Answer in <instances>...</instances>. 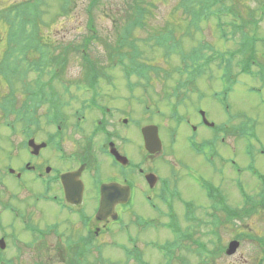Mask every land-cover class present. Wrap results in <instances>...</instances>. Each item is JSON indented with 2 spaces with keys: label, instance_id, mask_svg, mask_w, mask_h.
Masks as SVG:
<instances>
[{
  "label": "rangeland",
  "instance_id": "1",
  "mask_svg": "<svg viewBox=\"0 0 264 264\" xmlns=\"http://www.w3.org/2000/svg\"><path fill=\"white\" fill-rule=\"evenodd\" d=\"M26 1L28 0H0V11L7 9L10 5H18L19 3ZM124 1L125 0L100 1V7L98 10L100 16H97L98 20H96L97 27H99L98 33L100 31V38L96 40L92 36L93 39H90L88 50L92 51V54L89 57L90 60L93 61V65L90 67L83 65L79 53L74 52L75 46L84 43V40L86 39L85 37L89 36V31L86 29L88 18L84 13V7L88 0H75V8L68 16L60 17L56 23L54 22L52 26L42 32V41L44 44L47 43L45 49L50 47L48 58H51L52 63L56 62L54 56L57 52L60 50L70 51L69 61L66 60L67 64L65 63L64 66H57L59 74L62 77L60 79L65 84H70L72 89L76 88L78 85H84L85 88L95 90L97 88L98 91L101 90L100 98L95 97L94 93L91 91L90 94L87 95L88 99H91L95 103L100 100L101 104L103 99L107 100L106 97H114V99L109 101L108 104L115 107H121L124 109L123 111L126 112L120 117V120L128 117L127 113H130L129 108L133 105V121H137V126L134 130L132 131L130 128L125 129L126 127H120L117 125L119 127L118 134L122 138L120 140L122 146L124 144V138L133 134L137 146L142 147L140 126L145 125L146 123L160 125L161 138L165 145L164 151L166 154L163 152V155L165 156L162 159L164 160L156 159L150 165L153 166L162 177H170L172 174L170 173V169H172V167L173 170H175V168L177 169V175H185L182 176V181L178 182V187H180L182 192L179 191V194L187 201L196 204L194 211L196 212L197 217L203 221L201 224L202 226L199 228L196 225L199 222L198 220H185L183 218V212H181L182 209L180 210V208H184L181 199L179 197L173 198L172 203L174 201L173 208L175 210V216L178 224L181 226L182 232L183 230L188 232L194 231V233H190V237L182 242L183 247L186 248L190 243L188 240L191 241L192 245L189 246V253L183 249V251H177L178 255L181 254L186 256L189 262L195 264L200 257L198 258L196 255L199 256V254L194 251L198 250V246L193 242L194 240H198V245L204 244L208 250H216L223 246L228 247L230 243L235 242V236H237V233H245L246 235L258 233V235L263 236L264 216H261L262 214L254 215L251 216L252 219L251 217H248V214L245 215L243 213L245 212L244 202L241 197L242 191H246L248 195L257 198L264 190V180L254 174L255 172H258L264 176L263 42H257L255 50L253 51L257 57H260L261 61L259 66L253 67V76H240L236 85L230 82L227 83L224 80L226 72L219 70L216 57L220 52L228 53L237 50L239 47V34L234 37V40L229 39V41H225L221 38L218 25L216 24V18H213L214 16L211 18H203L206 17V15H200L199 18H192L189 20L192 16L190 14L185 15L183 8L179 7L180 0H148L156 4V9L154 10L155 18L149 19L148 29L146 30L137 28L136 31L133 30V26H130V30L133 32L135 39L140 40V42L143 41V45L137 44L139 48H144V45L147 46L144 56L147 58L150 57L151 60L155 61L152 65L155 67L163 65L166 69L161 68L159 71H152L150 73L149 83L146 86L149 88V92H145V90L139 86L140 88H137L133 94L135 99L130 101L129 92L132 90L131 87H137L135 80L133 83L132 81L130 82V79L126 82V78L119 65L112 70H107L106 65L109 64L107 66L111 67L116 61L106 63L107 55L105 54L106 46L109 47V45H112L117 41L115 37H120V32L122 33V28L125 23L127 21H133L134 17L128 19L117 18V14L119 13L115 14V12L122 7ZM235 2L236 0H227L223 4L218 3L212 7V11L221 12L230 9ZM245 3L249 10L240 8L244 15L243 18H245V23L238 21L236 18H231V15H224L225 18H227L226 20L238 25L244 23L242 26L248 25V29L246 30L248 31V34L251 36L256 35L259 39H264V16L262 15L261 17V15H258L261 12L262 4L259 0H248ZM59 5L60 3L52 4V15L58 13ZM250 11L255 12L256 15L254 19H256L257 22L254 23H257V25L249 23L251 21L249 18H253L248 15ZM124 12H127V10ZM209 13L210 11L207 10V13L205 14ZM229 22H227L229 25L228 30L230 32L233 30L234 32L235 27L230 25ZM254 26H256V31H254ZM170 31H173L174 33V35L170 36V39H175L180 45L177 48L179 51L178 53L180 54L175 53L172 57H166L167 54L165 49L161 48L162 50L160 51L155 48V40L150 42L149 38H155L163 34L168 36L171 34ZM5 32V27L3 30H0V62L2 61L1 58L3 52L8 48L6 42H2L3 38L1 39ZM202 46L203 48L201 49L200 47ZM82 48H79V50L82 51ZM196 52H198V54ZM238 56H243V54L241 55L240 53H237L236 61ZM166 58L169 59V63L166 62ZM200 58H206L209 62L202 68L203 73L201 74V77L197 74L196 77L190 79L191 81L188 83L189 94L185 97V100H187L185 103L186 108H182L181 106V112L184 116L189 114V120L194 124L192 126H196L195 124L200 122V115L197 112V109H203L206 112L207 119L216 125V128L213 127L212 129L205 127L199 128L196 138L200 143L206 140L214 142L215 136H213V134L219 129H225V126H227L226 132L221 134V136H224L220 138V141L222 142L213 146L214 148L212 149L203 147L201 148V152L207 158H210L212 151H215L218 155L223 157L224 160H233L236 164L230 162L223 163L217 157H212L210 159L211 163H208L201 155H196L192 148L191 140H189L190 135H193L194 132L190 127L184 125L185 123L181 128L179 127L175 142L174 144H171L172 133L170 132V129H175L176 126L173 122L168 120L167 116H170V113L172 112L173 102L167 97L164 98L163 92H173L178 85H176L178 79H185L189 74V77L196 75L195 68L200 65V63L197 64V61H200ZM164 60L167 63V66L165 65ZM196 64L197 67H195ZM234 64L237 63L234 62ZM179 66H181L182 74H185L182 77L177 70ZM191 66L192 68L194 67L193 73L189 72ZM208 66L211 68L206 70ZM23 70H25V66ZM233 70V75L237 77L239 73L238 66L236 65ZM108 75L112 76V80H114V83L116 84L114 87L109 86L110 83L106 79ZM31 77L33 78L34 76L31 75ZM211 77H214V79L211 80ZM103 79L106 80L101 81ZM138 81L140 80L137 79V82ZM41 83L47 87L50 86L52 90V82H50V80L42 78ZM0 89L2 94L7 92L4 83L0 82ZM56 89L61 94L57 95L52 91V94H48V99L60 97L63 100H68L69 95L65 93V88L61 85H56ZM22 90L23 88L20 87L18 89V91H20L19 94L17 92L19 102L18 108H21V112L40 114V117H42L41 119L44 122L47 120V118H43L44 115L49 117L50 115L57 113L48 109L45 110L43 107L40 109V112L23 110L25 94ZM103 90L105 91V94H103ZM74 94L80 96L83 92L81 93L77 91ZM181 97H183V95H181ZM82 99L81 103H76L71 108H64V112H59L66 117L65 121L68 123L63 130L62 135L65 137V140L69 145L86 138L90 129L93 127L95 119L98 118L96 112L88 111L85 113V116H87L85 124L86 132L84 131L81 134L76 131L73 127L75 122L74 117L76 118L74 110L75 107H77V111L82 108V102L86 99V96H83ZM10 102L12 105H15L14 98H11ZM95 105L96 104L91 103V106L94 107ZM147 105L151 107L149 112H147ZM65 106H67V104H65L64 107ZM125 108L127 109L125 110ZM1 112L0 207H3L6 203H11L15 208L19 209V212H16L15 214L9 213L8 210L5 211L0 208V239L4 238L6 242V249L0 250V253H4L2 256L4 259L9 260L10 264H73L74 261L71 253H75L76 248L67 247L66 241L71 237L76 240L80 235H85L87 229H80L79 224L73 222L70 218L71 222L63 221L65 218H68L66 214H63L65 211L61 207L54 205L48 199L44 198L45 194L42 192L43 188L40 186V183H36L34 175L29 174L23 179V181H19L17 178L6 173V166L10 163L13 166L12 168H20L15 163L14 159L21 154L26 156V153L21 148L23 137L19 134L21 132L19 120L14 118L15 115L9 118L10 123H15L16 126H19V129L17 130L19 133L12 134L6 128V120L4 121V115ZM83 120L84 116L82 121ZM51 128L52 127L48 128L47 126L44 127L45 130L53 131ZM240 128L242 131H249L246 140L240 136ZM250 134H252V136ZM101 143L102 142H100V144ZM83 145L85 149H88V145L85 142H83ZM125 148L126 147H123V150ZM127 152L133 157V152L130 147H127ZM141 154L142 153L138 148L135 151L137 161L140 160ZM11 155L12 157L10 158ZM165 160L171 164H168ZM105 163L108 165L106 160ZM199 179L211 181L215 187L217 186L219 191L224 193V203L228 206L229 210H232V212L235 210L237 211L235 216L230 219L229 222L234 224L232 230L231 224L225 221L222 213H220L222 219L218 227H214L210 224L214 219L211 215V209L209 208L211 203L210 200L206 198ZM1 180H3V185L1 184ZM5 188L16 194L17 197L12 198L11 193H7ZM182 188L184 189V192ZM260 196L262 197V194ZM37 197L39 199H37ZM40 198L43 199L40 200ZM167 199L170 200L171 196ZM260 199L261 198H259V201H261ZM254 201L256 202V200ZM259 201L258 203H260ZM153 203H161L162 205L160 200L154 201ZM216 203H219L218 197L216 198ZM87 206L89 207L90 212L94 208V205L89 202L87 203ZM135 207L136 210L142 214L141 217L144 219L150 217L153 219L159 216L154 214L152 202L142 198L140 195L136 198ZM24 213L31 220L25 219L27 221L26 225L34 227L36 224L38 227L40 226L47 230V225L50 226L51 224L56 223L54 234L51 232L47 233L45 230L41 229L42 235L47 234L40 237L39 233L34 235L27 231V229L25 230L26 225L24 226L23 222L18 218V215L20 216V214ZM239 215L243 217V219L237 218ZM156 221V225L154 224V226L155 228H158L163 225L161 221H167V218L164 217V219H160L158 217ZM123 222L125 224L128 222L127 214L123 216ZM109 225L107 229L102 227L100 234L98 233L99 235L96 238V242L100 244V253L104 257V260L100 262L97 254L95 252L92 253L95 249L91 248L88 253L89 262L86 264H126L128 260L127 258L131 255L132 258L130 259L129 264H146V262L149 264H168L169 255L164 254L163 256L160 252H157L158 249L154 247L152 248L147 243H164L167 240L176 242L174 241V239L177 238L175 232L172 233L171 230H165L164 228H153L147 231L144 229L140 230L135 225L133 226L130 221L127 225V228L130 227L128 230H121L120 226L122 223L120 222H114ZM194 228H196V230ZM235 228L238 231H236ZM58 233L63 235L62 238L60 236L56 238ZM134 235H138L139 237L137 245L140 250L143 251L140 254L143 261L137 258L136 252L134 253L135 255L133 254V241L130 239H136ZM29 241L33 242V245H31L30 248L27 246V242ZM239 241V248H237L236 253L230 257L226 256L225 253L218 255L216 253L217 251H215V255L211 258L214 260V264H253L256 256L260 255L259 250H257L255 244L248 241V239H240ZM166 253H168V251ZM13 259L15 262L11 263ZM0 264L7 263H4V260H2L0 261ZM174 264H178V261Z\"/></svg>",
  "mask_w": 264,
  "mask_h": 264
},
{
  "label": "trees",
  "instance_id": "2",
  "mask_svg": "<svg viewBox=\"0 0 264 264\" xmlns=\"http://www.w3.org/2000/svg\"><path fill=\"white\" fill-rule=\"evenodd\" d=\"M100 1L101 0H93L92 3H89V6L86 9V13L88 16L87 30L89 31V36L85 37L86 39L84 40V43L77 45L74 48V52L79 53L83 65L85 66L93 65V61H91L89 57L92 54V51L88 50L90 39H93L92 36L96 40L100 38V31L98 33L99 27H97L96 23V20H98L97 16H100V12L98 13ZM226 1L227 0H180L179 7L183 8L185 15L190 14L192 16L191 18H189V20L194 18V16L196 15H206V17L203 18H211L214 16L213 18H216V24L218 25L219 32L222 38H227V36L230 34L236 37L237 34H239V47L237 48V50H235L234 52L230 51L228 53L220 52L216 57V60L218 61L217 66L221 70L225 71V75H227L229 79H233L234 83L239 75L243 73H250L251 71L253 72V66L258 65L260 57H257L253 51L255 50L256 43L259 41L264 42V39H259L254 34V36H251L250 34H248V31H246L248 29V25L242 26L245 23V18H243L244 15L241 12L240 8L249 10L247 4L245 3L248 0H236L232 8L226 9L221 12L212 11L213 6L218 3L223 4ZM259 1L262 4V7L261 12L258 15H261L262 17V15L264 16V0ZM53 3H60L58 13L54 15H52ZM74 8L75 0H29L23 3H19L18 5L9 6L7 9L0 11V30H3L4 27L6 28L7 33L4 41L8 46V48H6V50L4 51L3 57L1 59L2 61L0 62V82L4 83L7 88V92L3 94L0 89V112L2 111L1 113H3L4 119L7 120L9 118L8 113L10 112L21 111V108H18L19 102L17 97V92L19 94L20 91H18V89L20 87L23 88L22 91H24L25 94V99L23 101V110L39 111L43 107V109L45 110L48 109L50 111L59 113L64 110L65 104H69V100H63L60 97L48 99V94H52V91L57 95L61 94L56 89V85H61L63 88H65L66 94L70 93V84L67 85L60 79L62 77L60 76L59 71L57 69V66H64L66 60L69 61L70 51L60 50L54 56L56 62L52 63L51 58H48V54L50 53V47L48 49H45V47H47L45 46L47 43L44 44V42L42 41L43 38L41 34L42 32L46 31L50 26H52L54 22L56 23L60 17L68 16ZM155 9L156 4L148 0H125L122 7L119 8L115 12V14L119 13L117 14V18L128 19L134 17L133 21H127L122 28V33L120 32L121 38L115 37L117 41L112 45H109V47L106 46L105 48V54L107 55L106 63L116 61L114 65L121 66L126 64V69L123 68L125 72V77L128 79H130L131 77L135 79L136 77L140 80L138 82H142V84H144L145 82V84L142 85L144 88H146L149 83L150 73L152 71H159L161 68L159 70L158 68H155V66L152 65L155 61L151 60L150 57L147 58L144 56L146 51L145 49H147V46L144 45V48H139L137 44L143 45V41L140 42V40L135 39L133 32L130 30V26H133V30H136L137 28H141L142 30L148 29V22L150 21L149 19L155 18ZM126 10L127 12H124ZM207 10L210 11L209 14H205L207 13ZM224 15H231V18H236L238 21L244 23L242 25H238L234 22H229L226 20L227 18H225ZM248 15L253 17L249 18L251 20L249 23L257 25V23H254L257 22V20L254 19L256 15L255 12L250 11ZM199 16L195 18H199ZM227 22H229L230 25L235 27L234 32L232 30V32L229 33V25L227 24ZM255 27L256 26H254V31ZM170 33L171 34L168 36L163 34L155 38L150 37L149 39L150 42L156 40L157 44H159L162 49H165L166 54L169 57H172L175 53L178 54L179 51L177 48L180 45L175 39H170V36L174 35L173 31H170ZM79 48H82V51H80ZM161 48L160 50H162ZM200 48L202 49L203 46ZM196 53L198 54V52ZM237 53H240L241 55L243 54V56H238L236 61ZM208 62L209 61H207L206 58H200V61H197V64L200 63V65L197 67L196 64L195 66L197 67L195 68L196 75H192L191 77H189V74L187 78H194L197 76V74L198 76H201V74L203 73L202 68ZM234 62H236L237 64H234ZM236 65L239 68V73L237 77L233 75V69ZM24 66L25 70H23ZM193 68L191 66L190 73L194 72ZM31 75L34 77L32 78ZM42 78L50 80V82H52V90L50 86L47 87L41 83ZM186 84L187 83L182 82L179 83L177 85V88L173 90L172 93L167 95L177 96L184 94V86ZM11 98H14L15 105L11 104ZM57 113L54 115H50L49 117L57 116ZM16 120H19V117H17ZM6 124L7 123H5V125ZM13 124L15 125V123ZM254 174L258 175L262 178V180H264L263 175L259 174L258 172H255ZM261 194L262 197L260 196ZM261 194L257 198L252 197L250 195L246 196L247 203L245 206V212L243 213L245 215L248 214V217L259 214H262L261 216H264V190L261 192ZM210 197L212 200H214V202H216L217 197L219 199V203L216 207L213 208L214 212L212 213V217L215 220L213 226L218 227L220 225L222 219L220 213H222V215L224 216L225 221L229 223L230 219L235 216L237 211L235 210L234 212H232V210H229L228 206L224 203V195H220L219 193H217V191H210ZM259 198H261V201H259ZM254 200H256V202ZM258 201L260 203H258ZM194 208L196 207L193 204L187 205L188 212L186 214V217L188 220H199V218H197L196 212L194 211ZM237 218L243 219V217H241L240 215ZM174 220L176 219L171 218L170 224L168 225L172 228L174 232H180V227L177 223H175ZM202 223L203 222L200 220L199 224L196 225L200 228L202 226ZM229 224H231L232 230L234 224ZM235 230L238 231L236 228ZM190 233L192 234L194 233V231ZM191 234H184L182 237L180 236L181 242L177 240L176 242L170 243L168 253H166V255H169L168 264H174L176 261H178V264H192L188 261L186 256L181 254L178 255L177 252H180L181 250L183 251L184 249L187 253H189V246L192 245L191 241L188 240V242L190 243L188 244V247L186 246V248L183 247L182 242L185 241L186 238L190 237ZM243 235L244 233H237V236H235V238L237 240L248 239V241L254 243L256 249L259 250L260 255L256 256L255 260L253 261V264H264V235L260 236L258 235V233L248 235L245 234L244 236ZM197 241L198 240L193 241L198 246V250L194 251H196L199 256L196 254L194 255L200 258L195 264H214L215 262L211 258L215 255V251H217L216 253L220 255L222 253H225L227 249V247L223 246L216 250H208L204 244L198 245ZM163 247L166 249L167 244ZM130 258V256L129 258H127L128 260L126 264H129ZM138 259L143 261L140 257ZM102 261L103 260H101L100 262ZM84 262L88 263L89 261ZM73 264L85 263L74 262ZM146 264L149 263L146 262Z\"/></svg>",
  "mask_w": 264,
  "mask_h": 264
},
{
  "label": "flooded vegetation",
  "instance_id": "3",
  "mask_svg": "<svg viewBox=\"0 0 264 264\" xmlns=\"http://www.w3.org/2000/svg\"><path fill=\"white\" fill-rule=\"evenodd\" d=\"M131 97L133 99V95ZM123 110L115 106L106 107L105 112H102L101 118L96 122L100 125L98 133L92 130V127L86 138L71 145L66 142L64 136L61 138V134L58 132L62 131L65 124L68 125L64 118L46 122L39 119L32 122L25 121L24 125L21 126V136L23 137L21 148L25 151L26 156L23 154L18 155L14 161L20 168L16 169L18 171L13 175L9 174L8 170V174L19 181H23L29 174L34 175L36 183H40L43 188L44 198L65 211L63 214H66L68 218L63 221L71 222L72 220L79 224L80 229L86 228L87 225H92L94 230L105 228L106 222L111 221L113 215H118L119 219L127 207L129 202L117 205L112 213L113 215L105 221H101L97 217V213L100 208L104 186H120L112 191L109 197H120L127 192L126 189L130 190L128 201H135L139 195L142 196L143 194L142 198L147 200L159 199L165 196L169 192L172 182L169 178L160 177L157 170L150 165L153 161L159 159L160 155H151L142 145L140 149L142 154L140 160L137 161L135 151L138 146L133 134L127 137L128 139L124 138L123 146L120 144L122 138L118 134L119 127L117 125L126 127L125 129L130 128L132 131L137 126L136 122L133 121V105L129 108L128 117L120 120V117L126 113ZM83 116L81 114L77 116L81 124L76 122L73 124L76 131L81 134L84 131L86 132L87 119L84 117L82 121ZM44 125L48 128L55 126V131L45 130ZM100 139L101 144L98 143ZM81 141L88 145V149L84 148ZM30 142H34L36 149L30 146ZM123 147L126 148L123 150ZM127 147L131 148L133 157L128 154ZM114 149H117L116 153L119 156L115 157L111 153ZM73 174L75 178L72 179L67 194L62 178L64 175ZM1 181L3 185V180ZM6 190L7 193H11L8 189ZM37 199L39 198L37 197ZM88 202L94 205V216L91 218L89 217ZM0 208L7 211V203ZM11 210L16 211V209ZM27 220L30 219L27 217ZM35 226L38 227L36 224ZM47 227L54 234L56 223L50 226L47 225ZM89 235L86 232L84 236L80 235L76 240L71 237L67 239V245L78 246L87 243L86 238ZM58 236L62 237L63 235L57 234L56 238ZM31 245H33L32 241L27 242L28 247Z\"/></svg>",
  "mask_w": 264,
  "mask_h": 264
},
{
  "label": "water",
  "instance_id": "4",
  "mask_svg": "<svg viewBox=\"0 0 264 264\" xmlns=\"http://www.w3.org/2000/svg\"><path fill=\"white\" fill-rule=\"evenodd\" d=\"M211 126H214L213 124H210ZM143 134H144V136H145V142H146V147L152 152V153H155V152H157V151H159V146L158 147H155V148H152L151 147V144L153 143V136L156 138V139H158L159 140V138H158V133H157V130H156V128H154V127H149V128H147V129H144L143 130ZM160 144V143H159ZM69 178L68 177H66L65 178V188H66V191H67V194H68V189H69V185L67 184L68 183V180ZM112 190H115V189H113V187H111V188H107V189H103V192H105V193H108L109 191H112ZM105 193H103V198L105 197ZM110 198H115L116 200H117V198L118 197H110ZM110 198L109 197H107L106 199H103V201H102V205H101V211H105V210H107L110 206H111V204H112V202H111V200H110ZM127 198V196H125V199ZM124 199V200H125ZM123 200V201H124ZM0 245H1V248L2 249H4L5 248V243L4 242H1L0 243ZM239 247V243L238 242H233V243H231L230 244V246H229V250H228V254L229 255H232V254H234L235 252H236V250H237V248Z\"/></svg>",
  "mask_w": 264,
  "mask_h": 264
}]
</instances>
